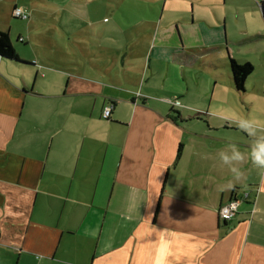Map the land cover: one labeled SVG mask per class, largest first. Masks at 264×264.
<instances>
[{
  "label": "crops",
  "instance_id": "1",
  "mask_svg": "<svg viewBox=\"0 0 264 264\" xmlns=\"http://www.w3.org/2000/svg\"><path fill=\"white\" fill-rule=\"evenodd\" d=\"M260 11L0 0L20 59L0 57V264H264V170L246 160L236 180L217 155L250 142L229 119L242 109L229 60L242 62L227 46L234 18Z\"/></svg>",
  "mask_w": 264,
  "mask_h": 264
},
{
  "label": "rangeland",
  "instance_id": "2",
  "mask_svg": "<svg viewBox=\"0 0 264 264\" xmlns=\"http://www.w3.org/2000/svg\"><path fill=\"white\" fill-rule=\"evenodd\" d=\"M13 11L12 16L16 18ZM259 14L258 16L251 14L246 18H234V20H240V26L229 32L230 45L227 46V50L239 62L248 60L254 66L247 81L246 90L239 94L241 115L264 122V12L260 11ZM259 35L261 37H258ZM227 50L217 49L212 57L220 60L221 57H225Z\"/></svg>",
  "mask_w": 264,
  "mask_h": 264
},
{
  "label": "clouds",
  "instance_id": "3",
  "mask_svg": "<svg viewBox=\"0 0 264 264\" xmlns=\"http://www.w3.org/2000/svg\"><path fill=\"white\" fill-rule=\"evenodd\" d=\"M229 119L248 136L250 142L246 151H242L238 144L229 142L217 155L221 163L229 167L234 179L240 180L243 178L240 165L246 160L264 170V122L235 113ZM41 257L42 254H37L38 259Z\"/></svg>",
  "mask_w": 264,
  "mask_h": 264
},
{
  "label": "trees",
  "instance_id": "4",
  "mask_svg": "<svg viewBox=\"0 0 264 264\" xmlns=\"http://www.w3.org/2000/svg\"><path fill=\"white\" fill-rule=\"evenodd\" d=\"M0 57L12 59L15 61H20L14 48L12 47L8 34L2 31H0ZM229 66H230L231 80L234 88L238 91H244L245 89L244 84L248 79V77L252 74L254 66L249 62L242 64L238 63L232 58H230L229 60ZM225 222H230V221H225Z\"/></svg>",
  "mask_w": 264,
  "mask_h": 264
},
{
  "label": "built area",
  "instance_id": "5",
  "mask_svg": "<svg viewBox=\"0 0 264 264\" xmlns=\"http://www.w3.org/2000/svg\"><path fill=\"white\" fill-rule=\"evenodd\" d=\"M13 15L16 18H23V19H27L28 17V15L24 13V11L19 7L14 9ZM111 112H112V105H108L103 109L102 117L104 119H109L111 116ZM244 196L247 197L248 194L244 193ZM238 205H239V200L237 198H234L229 202H227L226 204L222 205L219 209L220 218L224 221H231L238 212Z\"/></svg>",
  "mask_w": 264,
  "mask_h": 264
}]
</instances>
